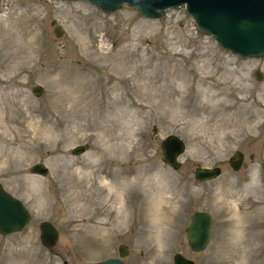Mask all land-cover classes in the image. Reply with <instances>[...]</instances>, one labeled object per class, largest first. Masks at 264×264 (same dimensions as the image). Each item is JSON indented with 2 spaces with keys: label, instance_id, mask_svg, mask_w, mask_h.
Here are the masks:
<instances>
[{
  "label": "rangeland",
  "instance_id": "1",
  "mask_svg": "<svg viewBox=\"0 0 264 264\" xmlns=\"http://www.w3.org/2000/svg\"><path fill=\"white\" fill-rule=\"evenodd\" d=\"M168 134L185 142L177 168L162 155ZM263 160L264 56L223 48L183 5L149 18L126 4L0 0V182L31 213L0 233V264H91L121 243L130 264H173L175 252L264 264ZM35 162L47 173L30 172ZM214 165L216 177H194ZM195 210L213 218L201 251L185 236ZM44 219L59 231L51 248Z\"/></svg>",
  "mask_w": 264,
  "mask_h": 264
},
{
  "label": "water",
  "instance_id": "2",
  "mask_svg": "<svg viewBox=\"0 0 264 264\" xmlns=\"http://www.w3.org/2000/svg\"><path fill=\"white\" fill-rule=\"evenodd\" d=\"M104 12H113L123 4L133 6L144 17L163 16L165 10L184 5L185 11L194 20L197 28L212 35L225 49L245 57L264 56V0H87ZM60 25L54 26V33L60 36ZM255 77L261 79L263 72L255 69ZM41 85H34L32 92L40 95ZM156 130V127H153ZM86 144L72 148L77 154L85 150ZM163 158L174 168L180 166L178 156L185 151L184 140L176 134L166 135L160 142ZM244 159L240 150H235L229 159L233 169H238ZM264 174V160L261 162ZM30 172L46 174L48 168L41 162L29 167ZM221 168L214 166H197L194 177L198 180L214 178ZM31 218V213L24 202L4 188L0 182V233L9 234L24 230ZM212 215L205 210H195L189 216L185 227V236L189 247L194 251L206 248L211 239ZM39 238L47 247H53L59 237L55 224L47 219L39 222ZM128 249L125 244L118 245V256L107 257L91 264H130L123 259ZM173 264H194V260L181 252L173 254Z\"/></svg>",
  "mask_w": 264,
  "mask_h": 264
},
{
  "label": "flooded vegetation",
  "instance_id": "3",
  "mask_svg": "<svg viewBox=\"0 0 264 264\" xmlns=\"http://www.w3.org/2000/svg\"><path fill=\"white\" fill-rule=\"evenodd\" d=\"M242 165L245 166V163L243 162ZM261 220H262V222H263V224H264V216L262 217Z\"/></svg>",
  "mask_w": 264,
  "mask_h": 264
},
{
  "label": "bare ground",
  "instance_id": "4",
  "mask_svg": "<svg viewBox=\"0 0 264 264\" xmlns=\"http://www.w3.org/2000/svg\"><path fill=\"white\" fill-rule=\"evenodd\" d=\"M8 10V9H7ZM14 10V9H13ZM5 11V10H4ZM7 15V14H6ZM3 18V17H2ZM6 25V24H5ZM121 191V190H120ZM119 193V192H118ZM120 196V194H118Z\"/></svg>",
  "mask_w": 264,
  "mask_h": 264
}]
</instances>
